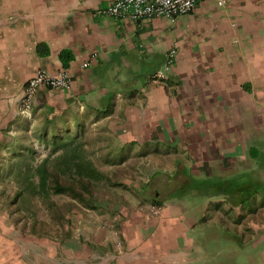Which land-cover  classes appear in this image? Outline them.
Returning <instances> with one entry per match:
<instances>
[{"label": "crops", "instance_id": "obj_1", "mask_svg": "<svg viewBox=\"0 0 264 264\" xmlns=\"http://www.w3.org/2000/svg\"><path fill=\"white\" fill-rule=\"evenodd\" d=\"M114 2L0 0V143L44 117L109 111L113 142L155 158L156 181L170 173L192 190L160 194L157 216L76 211L65 238L16 223L0 199V264H222L206 244L230 241L232 264L238 253L264 264V0L139 21L104 14ZM39 70L71 84L39 89L25 118Z\"/></svg>", "mask_w": 264, "mask_h": 264}, {"label": "trees", "instance_id": "obj_2", "mask_svg": "<svg viewBox=\"0 0 264 264\" xmlns=\"http://www.w3.org/2000/svg\"><path fill=\"white\" fill-rule=\"evenodd\" d=\"M108 115L109 111L87 110L83 116L65 113L44 117L31 134H27V127L13 141L0 143V184L7 181L14 190L3 201V207L14 217L19 215L17 219L13 217V221L23 224V227L29 224L30 230L40 232H46L51 226V233L65 238L70 234V216L73 213L104 212L97 206L92 186L103 182L111 187L125 186L108 178L101 166L122 165L132 151H137L135 143L120 147L113 142L108 128L96 129L90 137L85 136L88 132L84 127L85 120L89 121V125L97 124ZM34 140L43 147L45 156H38ZM134 156L143 157L139 151ZM149 185L141 186L140 192L152 198L153 206L158 207L161 202L157 198L162 193L157 190L152 192ZM164 185V196L184 195L192 190L191 186L187 187L185 182L177 183L174 178ZM4 194L1 193L0 197ZM60 197L66 201L60 203L55 200ZM40 209L46 214L48 222L36 219Z\"/></svg>", "mask_w": 264, "mask_h": 264}, {"label": "rangeland", "instance_id": "obj_3", "mask_svg": "<svg viewBox=\"0 0 264 264\" xmlns=\"http://www.w3.org/2000/svg\"><path fill=\"white\" fill-rule=\"evenodd\" d=\"M83 114H80L79 116H83ZM90 118L91 117H89V120ZM106 122H107L106 119H102L99 122H97V124L89 125V121L85 120L84 127L87 128L88 131L85 136L90 137L91 134H94L96 132L95 131L96 129L102 127L109 129V123ZM34 128L35 126H33L32 129L29 128L28 133L31 134ZM34 148L36 149L39 157L45 156L46 152L43 150V147L36 140H34ZM135 152L137 151L136 150L132 151L130 158L127 159L122 165H118L115 167H110L105 165L101 166L102 170L108 175V178H111V180L113 181L116 180L117 182L124 184L125 187H122L123 185L117 187H111L106 182L98 183L92 186L94 197L98 201L97 206L99 210L105 211L106 214L108 215L110 208L113 209L115 207H119V205H122V207H127L129 209L132 208L137 209L140 212H144L148 215H151L148 209L149 207L153 206L152 198L145 196L140 192L141 186H143L144 184H150L149 187L152 192H154V190H157L163 195L164 194L163 192L166 188L164 184L167 183L168 180H171L170 178L172 175L170 173H163L158 175V180L156 181L155 180L156 175L153 176V174L159 168L157 160H155V158L153 157H135L134 156ZM152 178L154 179L152 180ZM13 191H14L13 186L7 183V181H3L2 184H0V194L1 193H5V194L3 195V197H0V199H2L3 201L6 200L7 197L13 194ZM55 200H57L60 203L66 201L64 197L56 198ZM2 209L4 210V212L9 213V211H6L7 209H5L4 207ZM17 216L19 215H15L14 218L17 219ZM36 219L43 222L49 221L44 211H42V209L38 211L36 215ZM203 224H201V226ZM213 225L216 226L217 228L221 226L222 228H224L223 225L222 224L219 225L218 222H213ZM207 227L213 228L212 226H207ZM60 230L61 232H63L62 229ZM50 231H51V226H49V228L46 229V232L50 236L57 237V235H55L54 232L51 233ZM222 232L226 235H231V234L234 235L236 233L235 229L231 230V232L224 229L222 230ZM204 240H207V242L209 243L212 240V238L205 236ZM206 245H209L210 247V250L208 248L207 253H211L209 255L210 258H213L210 259L211 263L216 262V260L214 259H218V261L222 264H232V262H230L231 257L230 259H228L229 257L226 256V252L227 249L232 250L237 246L235 247V245H233L231 241L224 242V246L221 249H219L217 246L214 245H210V244H206ZM246 248L251 249L249 247ZM230 255L233 254L231 253ZM235 256L237 258L236 261H238L237 263L241 264V254L238 253V255L235 254Z\"/></svg>", "mask_w": 264, "mask_h": 264}, {"label": "built area", "instance_id": "obj_4", "mask_svg": "<svg viewBox=\"0 0 264 264\" xmlns=\"http://www.w3.org/2000/svg\"><path fill=\"white\" fill-rule=\"evenodd\" d=\"M200 0H115V2L103 13L130 21H139L151 18H175L192 12ZM224 0H220L222 4ZM88 64H83L86 67ZM161 73H158L160 76ZM71 82L66 72L61 71L56 75H50L43 70L37 71L29 78L23 88L19 100V114L30 118L32 105L37 91L41 88L62 89L68 88ZM149 213L159 215L160 208L149 207Z\"/></svg>", "mask_w": 264, "mask_h": 264}]
</instances>
